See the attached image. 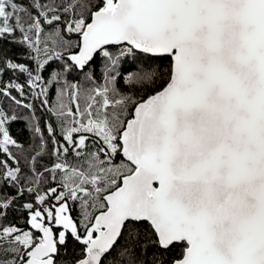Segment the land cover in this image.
I'll return each instance as SVG.
<instances>
[{
    "label": "snow or ice",
    "instance_id": "snow-or-ice-1",
    "mask_svg": "<svg viewBox=\"0 0 264 264\" xmlns=\"http://www.w3.org/2000/svg\"><path fill=\"white\" fill-rule=\"evenodd\" d=\"M0 264H264V0H0Z\"/></svg>",
    "mask_w": 264,
    "mask_h": 264
},
{
    "label": "trees",
    "instance_id": "trees-1",
    "mask_svg": "<svg viewBox=\"0 0 264 264\" xmlns=\"http://www.w3.org/2000/svg\"><path fill=\"white\" fill-rule=\"evenodd\" d=\"M24 2H26V0H24ZM167 62H165V66H166ZM12 133L14 134V136L23 142H26L29 138V131L28 129L25 127V124L23 121H19L17 123H15L11 129Z\"/></svg>",
    "mask_w": 264,
    "mask_h": 264
}]
</instances>
